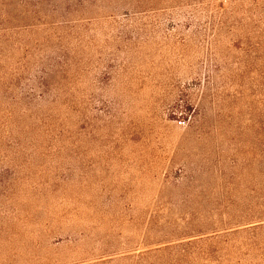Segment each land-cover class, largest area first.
Listing matches in <instances>:
<instances>
[{
    "label": "rangeland",
    "instance_id": "374dc122",
    "mask_svg": "<svg viewBox=\"0 0 264 264\" xmlns=\"http://www.w3.org/2000/svg\"><path fill=\"white\" fill-rule=\"evenodd\" d=\"M38 14L0 20L36 24L0 48V264H264V0Z\"/></svg>",
    "mask_w": 264,
    "mask_h": 264
},
{
    "label": "trees",
    "instance_id": "16d2710c",
    "mask_svg": "<svg viewBox=\"0 0 264 264\" xmlns=\"http://www.w3.org/2000/svg\"><path fill=\"white\" fill-rule=\"evenodd\" d=\"M46 2V0H0V5L4 9L3 12H0V20L8 25H12L13 21H16L18 17H22V19H27L26 16H20L23 14L31 13L32 17L38 16V5L43 4ZM20 8H22L21 13H14L12 12V7L13 5H16ZM37 8V10H34ZM67 9V7H66ZM65 11L70 12V8H68ZM67 12V13H69ZM54 13H65L63 10H59V8L54 7V10L52 12ZM55 15V14H54ZM63 15V14H62ZM36 24L35 23H30V24H22V25H17V26H7V27H0V48L6 44L7 42H12L9 40H12L11 37H5L7 36L8 33H18V32H13V31H22V30H27L29 28H34ZM5 40V41H4ZM0 52H2V49H0ZM0 56H2L0 54ZM4 58L0 57V64L3 62ZM3 67H0V88L3 87L5 89H9L12 84V80H9L6 78L7 74L6 72L2 73ZM40 86L41 87H47L46 84V77L43 76L40 79ZM42 94V93H40Z\"/></svg>",
    "mask_w": 264,
    "mask_h": 264
},
{
    "label": "built area",
    "instance_id": "2783aa9c",
    "mask_svg": "<svg viewBox=\"0 0 264 264\" xmlns=\"http://www.w3.org/2000/svg\"><path fill=\"white\" fill-rule=\"evenodd\" d=\"M183 123H184V121H183V120L179 121V124H183Z\"/></svg>",
    "mask_w": 264,
    "mask_h": 264
}]
</instances>
